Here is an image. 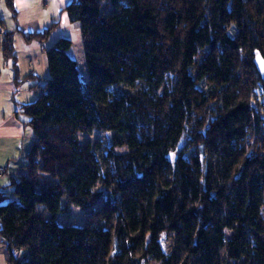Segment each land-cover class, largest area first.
<instances>
[{"label": "trees", "instance_id": "trees-1", "mask_svg": "<svg viewBox=\"0 0 264 264\" xmlns=\"http://www.w3.org/2000/svg\"><path fill=\"white\" fill-rule=\"evenodd\" d=\"M62 13L85 76L70 39L46 48L48 77L20 107L36 140L0 188L6 264H264V0ZM1 51L15 60L12 32ZM73 207L85 224L59 225Z\"/></svg>", "mask_w": 264, "mask_h": 264}, {"label": "crops", "instance_id": "crops-1", "mask_svg": "<svg viewBox=\"0 0 264 264\" xmlns=\"http://www.w3.org/2000/svg\"><path fill=\"white\" fill-rule=\"evenodd\" d=\"M13 6L15 18L5 0H0V168L5 169V175L0 176V188L20 175L26 155L36 140L20 107L36 99L37 86L48 77L46 48L59 37H66L60 25L64 7L58 0H13ZM54 23L58 27L48 41L40 43L33 37ZM65 28L76 32L75 40L71 41L79 45L78 27ZM6 32L13 33L15 60L2 58L1 41ZM40 47L44 48L43 52ZM0 264H6L1 250Z\"/></svg>", "mask_w": 264, "mask_h": 264}, {"label": "rangeland", "instance_id": "rangeland-1", "mask_svg": "<svg viewBox=\"0 0 264 264\" xmlns=\"http://www.w3.org/2000/svg\"><path fill=\"white\" fill-rule=\"evenodd\" d=\"M69 1L70 0H58V2L61 3L62 7H65L69 3ZM58 20L59 18H57L56 21ZM60 25L63 28L62 29L63 35L69 38L70 40L74 41L76 38V32L71 29L65 28V27L70 28L72 25L69 23L65 14L61 15ZM75 26L76 28L78 27V25H75ZM75 48H80L81 51L82 49H81V46L74 44L72 46V50L70 51V53H71V56L74 57V59L77 61L78 69H79V76H80V79H83V77L85 76L83 51L79 53L78 49H75ZM98 136H102V138H104L103 134H100ZM37 210H39L44 215V217H48V214L45 211H43L42 207H37ZM86 218H87V214L85 212H82L81 210L73 207L69 212L58 215L57 223L62 226H83L86 222ZM1 246H3V242L0 243V247ZM0 250L3 251L2 247L0 248Z\"/></svg>", "mask_w": 264, "mask_h": 264}, {"label": "water", "instance_id": "water-1", "mask_svg": "<svg viewBox=\"0 0 264 264\" xmlns=\"http://www.w3.org/2000/svg\"><path fill=\"white\" fill-rule=\"evenodd\" d=\"M256 63H257V66L259 67V69L263 72V67H264V63L261 59L260 56H256Z\"/></svg>", "mask_w": 264, "mask_h": 264}, {"label": "built area", "instance_id": "built-area-1", "mask_svg": "<svg viewBox=\"0 0 264 264\" xmlns=\"http://www.w3.org/2000/svg\"><path fill=\"white\" fill-rule=\"evenodd\" d=\"M40 50L43 52L44 48L40 47ZM5 175V169L4 168H0V176H4Z\"/></svg>", "mask_w": 264, "mask_h": 264}]
</instances>
